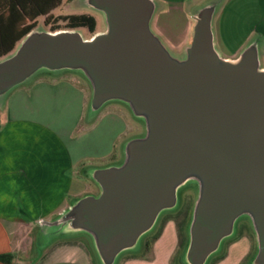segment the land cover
<instances>
[{
  "label": "water",
  "instance_id": "obj_1",
  "mask_svg": "<svg viewBox=\"0 0 264 264\" xmlns=\"http://www.w3.org/2000/svg\"><path fill=\"white\" fill-rule=\"evenodd\" d=\"M221 2L192 9L178 50L152 29L154 0H85L102 13V31L84 38L77 29L33 27L0 57V107L13 89L38 76L70 73L88 86V117L120 103L144 131L123 142L119 163L83 167L96 193L69 201L44 221L36 248L79 236L99 264L140 256L163 215L180 208V190L192 185L177 264H210L238 234L239 223L254 238L244 264H264L259 37L235 56H222L212 28Z\"/></svg>",
  "mask_w": 264,
  "mask_h": 264
},
{
  "label": "crops",
  "instance_id": "obj_2",
  "mask_svg": "<svg viewBox=\"0 0 264 264\" xmlns=\"http://www.w3.org/2000/svg\"><path fill=\"white\" fill-rule=\"evenodd\" d=\"M154 1L164 16L171 12L181 16L183 23L172 21L170 31H156L171 49H180L188 37L192 9L207 0ZM212 28L224 57L235 56L250 38L259 37L264 68V0H222ZM88 97L87 84L74 74L41 75L13 89L0 107V264H19L29 228L51 219L87 190L88 184L77 174L86 163L116 158L125 111L116 113V106L109 105L94 125L79 127ZM87 126L91 127L84 130ZM77 128L83 131L73 135ZM174 233L176 240L175 227ZM39 264L93 262L79 241L56 244Z\"/></svg>",
  "mask_w": 264,
  "mask_h": 264
},
{
  "label": "rangeland",
  "instance_id": "obj_3",
  "mask_svg": "<svg viewBox=\"0 0 264 264\" xmlns=\"http://www.w3.org/2000/svg\"><path fill=\"white\" fill-rule=\"evenodd\" d=\"M85 0H60V4L55 7L53 10L50 11L51 16H57V15H66V14H79V13H89L94 16L96 20L95 29L92 33H89L85 27H77V28H68L64 21L57 20L56 22L54 20L50 21L48 24L43 23V16H39L36 18V24L35 27H42L45 30H49L51 26H57L58 29H77L81 33L82 37L88 38L93 33L102 31L105 27L104 18L100 11L91 8L87 5H85ZM159 7L156 8L154 16H153V23H152V29L156 32H158V29H173L172 23L175 22L177 24L183 23V20L181 16H178L177 13H169L165 16L159 12ZM220 12V11H219ZM218 12V13H219ZM173 21V22H172ZM179 21V22H177ZM155 24V28L154 25ZM158 27V28H156ZM50 31V30H49ZM161 31V30H159ZM170 31V30H169ZM159 35H161L159 33ZM161 37V36H160ZM162 38V37H161ZM217 42V41H216ZM220 42H218V45ZM220 46H222L220 44ZM218 51H220L221 54H224V52L217 48ZM261 64V59H260ZM117 102V101H116ZM116 104V105H114ZM110 105V107L116 106V113L125 111L123 114L125 115V128L122 131V133L116 138L115 142V149H116V160H102L99 162H95L94 164L97 165H103L109 162L112 163H119L121 160V149L122 144L125 140L131 137L141 136L143 135V126L141 124V121L134 118L132 115L129 114L127 109L120 105V103L115 102H109L105 105H103L97 113L92 116L88 117L86 110L83 112L82 115V122L79 127H82L83 125H90L93 123V125L96 123L99 116L102 114V112ZM88 122V123H87ZM87 123V124H86ZM85 128L84 130L88 129ZM83 131L82 129L77 128L73 135H76L78 132ZM85 163L87 160H84ZM105 161V162H104ZM86 163L84 167H87L89 165ZM80 178H82L84 181H86V184H88V188L85 192L81 193L78 196H74L70 199L72 201L73 199L80 197L84 195L85 193H96L97 189L95 184L92 181H89L86 177H84V170L83 168L77 172ZM78 177V176H77ZM195 197V191L192 189V185H187L183 187L180 190V197H179V207L183 208L185 211H190V207L192 205V202ZM66 208V207H65ZM62 211V210H61ZM164 216H174L175 218L173 220L168 219L164 220L163 218L160 219L159 225L161 226V230L159 232V235L155 240L150 242V249L148 252L144 253V256H139L136 261H130L131 264H170L171 258L174 256L175 252L179 251L180 248L178 246V236L176 233V240H175V233H174V225L176 223V220L179 221L180 218L183 216V214L180 215V213L172 212L163 215ZM164 220V221H163ZM172 221L174 225L169 222ZM44 225V222H36L35 225L30 229V236L25 237L24 244H25V250L20 252V262L19 264H39L40 260L42 259V256H44L48 251L55 246L56 244L65 243V242H82L85 244L84 237L79 236H71L67 238L57 239L52 241L49 245L43 247L41 250H39L37 247L39 243L38 238V229H42ZM176 230V228H175ZM154 234V233H153ZM152 234V235H153ZM151 236L147 237L146 240H149ZM31 240V242H29ZM176 243V244H175ZM86 245V244H85ZM175 245V247H174ZM254 247V238L249 231V229H245L244 231L238 233L237 235H234L233 238L229 239L225 242L224 248L220 255L222 256L219 260H217L214 264H239L240 262H245L247 255H250ZM174 248V249H173ZM88 249V248H87ZM171 252L170 256L168 257V253L170 250ZM89 251V250H88ZM90 252V251H89ZM91 254V253H90ZM246 256V257H245ZM92 257V255H91ZM125 257L123 256L118 264H123ZM146 261L144 263H139L142 261ZM93 264H99L97 259L94 257L92 258ZM116 264V260L115 263Z\"/></svg>",
  "mask_w": 264,
  "mask_h": 264
},
{
  "label": "trees",
  "instance_id": "obj_4",
  "mask_svg": "<svg viewBox=\"0 0 264 264\" xmlns=\"http://www.w3.org/2000/svg\"><path fill=\"white\" fill-rule=\"evenodd\" d=\"M71 1V0H69ZM60 4V0H0V57L13 50L17 42L36 24V18L43 16V23L48 24L50 21L62 20L68 28L85 27L89 33L95 29L96 20L89 13L66 14L51 16L50 11ZM58 29L57 26H51L50 31ZM176 213L183 214L179 221L176 220L175 228L178 236V246L182 247L184 243V225L187 220L188 210L179 208ZM174 216H164V220H173ZM163 220V221H164ZM161 226L151 235L149 240L145 241L146 249L150 248V242L155 240L159 235ZM170 260L175 264L176 255ZM222 256L218 255L210 261L214 264ZM239 264H243L240 262Z\"/></svg>",
  "mask_w": 264,
  "mask_h": 264
},
{
  "label": "flooded vegetation",
  "instance_id": "obj_5",
  "mask_svg": "<svg viewBox=\"0 0 264 264\" xmlns=\"http://www.w3.org/2000/svg\"><path fill=\"white\" fill-rule=\"evenodd\" d=\"M245 229H246V230L248 229V227H247V225H246L245 223H239V224H238V233L244 231ZM145 241H146V240H145ZM144 244H145V243H144ZM149 249H150V248H149ZM149 249H146V246L144 245V251H143L142 255H140V256L143 257V256H144V253L148 252ZM124 257H125V259H123V260H124V262H125V261H128V260L137 259L139 256L125 255ZM245 257H246V256H245ZM247 257H248V255H247ZM242 262H243V261H242ZM170 264H171V263H170ZM175 264H177V262H175ZM243 264H244V262H243Z\"/></svg>",
  "mask_w": 264,
  "mask_h": 264
}]
</instances>
